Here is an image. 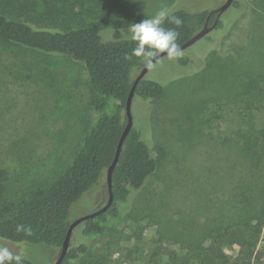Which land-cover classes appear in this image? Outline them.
<instances>
[{
    "label": "rangeland",
    "instance_id": "374dc122",
    "mask_svg": "<svg viewBox=\"0 0 264 264\" xmlns=\"http://www.w3.org/2000/svg\"><path fill=\"white\" fill-rule=\"evenodd\" d=\"M120 1L127 9L117 18L123 24L103 28L104 42L131 39L130 27L161 9L168 15L211 12L226 0ZM236 1L238 5L222 17L229 20L225 28L150 68L145 79L162 84L164 96L154 105L133 98L132 113L158 162L157 172L124 204L123 218L109 234L89 242L80 264H144L151 251L161 255L173 248L166 237L179 239L184 226L203 222L208 215L201 199L214 195L212 187L224 176L218 167L225 170L229 163L221 144L240 121L237 98L251 82L264 78V0ZM183 55L192 58L190 64H178ZM139 72L135 69L132 75ZM90 97L81 63L0 42V168L6 172L5 200L17 203L42 190L70 166L95 121ZM107 197L103 176L72 206L70 223L97 211ZM162 202L170 204L171 219L163 214ZM165 219H170L169 227ZM81 227L73 231L71 245L80 243ZM0 247L33 264H52L59 254L51 246L1 238Z\"/></svg>",
    "mask_w": 264,
    "mask_h": 264
},
{
    "label": "trees",
    "instance_id": "16d2710c",
    "mask_svg": "<svg viewBox=\"0 0 264 264\" xmlns=\"http://www.w3.org/2000/svg\"><path fill=\"white\" fill-rule=\"evenodd\" d=\"M237 5L235 0L230 8ZM126 11L120 0H0V42L81 63L87 72L90 106L96 115L70 166L42 190L21 197L17 203L5 200L6 172L0 168L1 239L47 245L60 251L72 206L106 177L127 123L125 106L135 78L132 73L145 64L143 57L125 59L137 46L136 41L104 42L100 37L103 28L121 27L123 23L117 18ZM208 13L175 11L163 19L161 26L177 31V43L182 46L203 29ZM223 15L215 31L228 24ZM171 17L180 18L181 25H175ZM214 20L212 15L208 25ZM177 61L186 66L192 58L183 55ZM163 96L162 84L143 79L133 98L154 105ZM135 100L131 104L132 128L112 172L113 204L81 223L82 239L78 232L80 243L70 244L61 264H80L89 242L109 234L112 225L122 220L124 204L157 172L158 162L143 129L137 125L139 119L132 113ZM236 105L240 121L221 144L228 152L222 156L229 163L225 170L218 167L224 176L214 182V195L209 200V194L201 199L208 215L203 222L184 226L179 239L166 237L173 248L161 255L151 251L144 264H264V78L251 82L238 96ZM169 205L162 202L163 214L170 218ZM170 219H165L168 227ZM21 225L30 227L31 234L17 231ZM235 249L236 254L230 255ZM20 264L33 263L21 258Z\"/></svg>",
    "mask_w": 264,
    "mask_h": 264
},
{
    "label": "clouds",
    "instance_id": "9594fccd",
    "mask_svg": "<svg viewBox=\"0 0 264 264\" xmlns=\"http://www.w3.org/2000/svg\"><path fill=\"white\" fill-rule=\"evenodd\" d=\"M167 15V12L161 9L155 17L143 19L130 27V37L137 42V46L132 50L131 54L125 55V59L131 60L133 56L143 57L146 65H151L153 59L160 52H166L170 58L180 55V46L177 43L178 32L161 26L163 19ZM171 21L177 26L182 23L178 17H171ZM17 231H25L26 234H31V228H24L22 225L17 227ZM12 260L20 264L21 258L19 256L14 257L8 248L0 247V264H4L5 261L11 262Z\"/></svg>",
    "mask_w": 264,
    "mask_h": 264
},
{
    "label": "water",
    "instance_id": "95a60500",
    "mask_svg": "<svg viewBox=\"0 0 264 264\" xmlns=\"http://www.w3.org/2000/svg\"><path fill=\"white\" fill-rule=\"evenodd\" d=\"M234 1L235 0H226L219 8L209 12L208 16H207V19H206V23H205L203 29L201 31H199L197 34H195L190 40H188L182 46H180V53H182L185 50L189 49L190 47L195 45L198 41H200L201 39L205 38L210 32H212L215 29V27H216L218 21L220 20L221 16L232 6ZM212 15H215V20H214L213 24L211 26H209L207 24V21ZM166 56H168L166 52H161V53L158 54V56L156 58L153 59L151 65H146V63H145L144 66L141 68L140 72L135 76V78L133 80V85H132L131 91H130V93L128 95V98L126 100V106H125V112H126V116H127V123H126L124 131H123V133H122V135H121V137L119 139L114 160H113V162L111 163V165L109 166V168H108V170L106 172V183H107V192H108L107 202L105 203L104 206L99 208L94 213L89 214V215L84 216V217H81V218L73 221L72 223H70L69 228L67 230L66 237H65L64 242L62 244V248L60 249L56 260L52 264H61L63 262L66 254L68 252L69 246H70L72 233H73V231L75 230L76 227H78L83 221L88 220L90 218H93V217H95V216H97V215H99L101 213H104L113 204L114 198H113L112 183H111L112 172H113L114 167L117 164L122 145H123L128 133H129V131L132 128L133 119H132V114H131V104H132V100H133V97H134L135 88H136L137 84L141 80L145 79V77L148 74L150 68L158 60H160L161 58L166 57Z\"/></svg>",
    "mask_w": 264,
    "mask_h": 264
},
{
    "label": "flooded vegetation",
    "instance_id": "af4514ba",
    "mask_svg": "<svg viewBox=\"0 0 264 264\" xmlns=\"http://www.w3.org/2000/svg\"><path fill=\"white\" fill-rule=\"evenodd\" d=\"M210 18H211V17H210ZM210 18H209V19H210ZM209 19H208V21H207V24L209 23Z\"/></svg>",
    "mask_w": 264,
    "mask_h": 264
}]
</instances>
